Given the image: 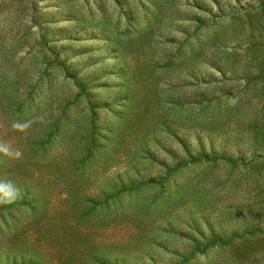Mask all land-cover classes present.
Segmentation results:
<instances>
[{
	"label": "rangeland",
	"instance_id": "obj_1",
	"mask_svg": "<svg viewBox=\"0 0 264 264\" xmlns=\"http://www.w3.org/2000/svg\"><path fill=\"white\" fill-rule=\"evenodd\" d=\"M0 264H264V0H0Z\"/></svg>",
	"mask_w": 264,
	"mask_h": 264
},
{
	"label": "clouds",
	"instance_id": "obj_2",
	"mask_svg": "<svg viewBox=\"0 0 264 264\" xmlns=\"http://www.w3.org/2000/svg\"><path fill=\"white\" fill-rule=\"evenodd\" d=\"M5 187H7L8 189L11 188L10 185L4 186V185H0V191H4Z\"/></svg>",
	"mask_w": 264,
	"mask_h": 264
}]
</instances>
